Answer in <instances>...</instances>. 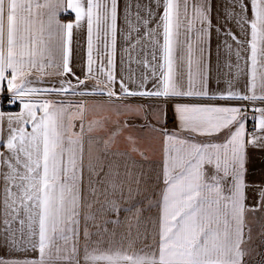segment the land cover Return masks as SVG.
I'll return each instance as SVG.
<instances>
[{
    "label": "snow or ice",
    "instance_id": "6c2138e0",
    "mask_svg": "<svg viewBox=\"0 0 264 264\" xmlns=\"http://www.w3.org/2000/svg\"><path fill=\"white\" fill-rule=\"evenodd\" d=\"M87 96L115 117L88 132L159 139L154 217L143 174L85 151ZM260 246L264 0H0V264H264Z\"/></svg>",
    "mask_w": 264,
    "mask_h": 264
},
{
    "label": "crops",
    "instance_id": "0c3cea01",
    "mask_svg": "<svg viewBox=\"0 0 264 264\" xmlns=\"http://www.w3.org/2000/svg\"><path fill=\"white\" fill-rule=\"evenodd\" d=\"M63 19H70V17H62ZM85 35L80 33L76 42L73 44V67L77 75H81L82 66L84 64L85 57ZM223 54H221V73H223ZM131 68L137 75L141 71H144L142 66L137 64H132ZM213 68L215 72L216 68V55H215V40L213 41ZM121 71L119 64L117 66V72ZM96 82L94 80H89V86L94 85ZM54 99H59V97H54ZM72 99L80 100L83 99L88 103L85 107L88 111L85 112L84 117V140H85V151L88 149V141L91 138L92 140V149L94 155H98L100 160L103 162L105 172L108 171V168L111 166L113 169L120 173V177L124 178L125 171H130L133 177H140L143 174V180L146 183L149 191L146 193L149 195L153 202V209L151 213H146L149 216H155L156 207L155 201L159 198V181L157 180V175L160 172L161 165V145L158 138H152L146 131H140L139 126L141 121L134 120L131 121L134 125L131 130V135L136 137L135 145L130 144L127 137L129 133L126 132L123 135L110 140L109 133L110 129L113 127L111 123L105 124L103 127L95 128L93 131L88 132V124L91 121H103L105 117L112 116V114L105 109L104 111H98L94 108V102L99 100L100 97H73ZM220 103V102H218ZM112 119H115L112 116ZM76 131H80V121H75ZM170 128H175V124H170ZM258 154H254V159ZM259 161L255 159L253 165L254 174L250 179L259 181L261 179L258 172L255 169L258 168ZM142 197H137L136 199H141ZM136 201H132L135 203ZM131 204H122V207H130ZM125 215L124 212H121L120 218L123 220ZM115 218V217H111ZM123 231V229H121ZM142 245L137 241L134 245L135 250H139Z\"/></svg>",
    "mask_w": 264,
    "mask_h": 264
},
{
    "label": "rangeland",
    "instance_id": "374dc122",
    "mask_svg": "<svg viewBox=\"0 0 264 264\" xmlns=\"http://www.w3.org/2000/svg\"><path fill=\"white\" fill-rule=\"evenodd\" d=\"M253 237H254V240H253V247H257L260 243L259 241V238H258V232L260 230V225L259 223L254 219L253 220ZM258 252H261V253H264V246H260L257 248ZM260 259L259 256L256 257V260H254L252 262V264H256V261H258Z\"/></svg>",
    "mask_w": 264,
    "mask_h": 264
},
{
    "label": "built area",
    "instance_id": "2783aa9c",
    "mask_svg": "<svg viewBox=\"0 0 264 264\" xmlns=\"http://www.w3.org/2000/svg\"><path fill=\"white\" fill-rule=\"evenodd\" d=\"M249 115H251V113H249ZM249 126H251V121L249 122Z\"/></svg>",
    "mask_w": 264,
    "mask_h": 264
}]
</instances>
